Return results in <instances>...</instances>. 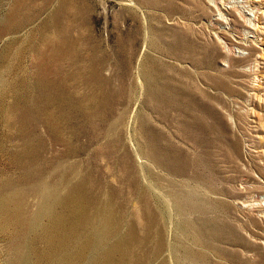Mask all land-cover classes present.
I'll return each mask as SVG.
<instances>
[{"label":"rangeland","instance_id":"rangeland-1","mask_svg":"<svg viewBox=\"0 0 264 264\" xmlns=\"http://www.w3.org/2000/svg\"><path fill=\"white\" fill-rule=\"evenodd\" d=\"M59 12L61 28H69L70 36L77 38V55L72 57L77 60L62 64L63 72H71L67 90L76 98L74 103L85 105L86 97L96 94L81 79L93 74L87 62L94 60L110 80L113 100L116 96L115 116L104 122L96 117L98 132L76 112L71 128L82 130L78 141L68 137L70 128L59 121L58 133L47 132L45 119L54 107L42 110L37 128L30 119L34 77L46 61L38 52L50 53L45 48L57 34L53 20ZM0 33V189L7 182L29 188L20 180L22 170L13 156L28 144L39 148L40 138L44 159L39 162L46 164L43 174L51 177V187L65 173L72 176L69 183H81L79 176L82 183L88 180L82 184L87 190L86 210L100 221L87 230L94 227L103 234L104 218L114 220L109 238L94 251H85L76 264H264V0H0ZM77 72L84 73L81 81ZM147 75L155 77L159 88H167L172 99L168 102L174 106L152 103L145 91ZM23 106L30 109L24 126L16 120L17 108ZM112 119L118 121L109 138L104 131ZM74 148L79 152L69 155ZM156 149L162 160L166 157L164 166L154 162ZM39 202L32 193L22 202L30 222ZM10 207L17 212L14 202ZM4 222L0 211V264L14 260L18 264L21 251L26 257L23 264H67L49 259L46 219L28 234L34 242L28 247L15 245L19 228Z\"/></svg>","mask_w":264,"mask_h":264},{"label":"bare ground","instance_id":"bare-ground-1","mask_svg":"<svg viewBox=\"0 0 264 264\" xmlns=\"http://www.w3.org/2000/svg\"><path fill=\"white\" fill-rule=\"evenodd\" d=\"M20 8V5L18 6ZM17 8V7H16ZM33 10V9H32ZM21 12V11H20ZM31 12V10H30ZM32 15V14H31ZM22 16V15H21ZM25 16V14H24ZM30 16V15H29ZM28 17V16H27ZM32 17V16H31ZM30 17V18H31ZM19 18H22V17H19ZM24 18V17H23ZM28 18V19H30ZM23 20V19H22ZM20 20V21H22ZM27 19L25 18V21ZM32 21V19H30ZM60 12L54 16V20H53V25L55 24V26H52L53 27H56L58 29L57 30V34L51 38V40L48 41V45H47V48L46 47V44L44 47L42 48H45V49H49L48 52H50L48 55H46L43 52H38V55L41 57V59L43 57H45L46 61L45 63L42 64V66H40V72L37 76H35L34 78H36V81L35 80H32V81H35L34 83V89H35V96L34 98L32 99V111H30V113H32V115L30 114V116H32L30 119H31V122L34 123V125L36 126V128L38 127V125L41 123V114L43 113L42 110L43 109H49L50 107H54V112L51 110L49 111L48 113L45 111L44 113H47V118L45 119L46 120V125H47V132L49 133H58L59 130H60V127L58 125V121L59 123L63 124V125H66L70 128V136H68L69 138L71 139H74V140H77L80 135H82V130L77 132V129H73V127L71 128L74 120L76 119V112H81L83 118H84V122L86 124V126L90 127L93 129V130H96L98 132V123H94V121H96V117L98 118H101V120L103 121L104 119H106V117H109L111 114H113V110L115 109L114 107V100H116V96H114V100H113V95L111 94V87L109 90V84H108V81L109 79H106L105 77H103L102 75V71H101V66H100V63L97 62V61H91L90 58L89 60L91 61L90 62H87L89 63V65L87 64V68H88V71H92L93 74L91 73V71L89 73L90 76V79H88L89 77H84L81 79H83V83H86L85 85H89L92 87L94 93H96L95 95H91V97H86L83 98L85 99V101H87L88 103V106H86L87 104L85 105H79L78 103H80L78 101L77 104L74 103V99H76L74 97V99L72 98V95L69 94L68 90H67V82H68V79L71 80V77L69 76V74L71 72H68V73H65L62 71V64L64 61H66V59H70L71 61L75 58H72L74 57L75 55H77V53L75 54V41L76 39L72 38L69 34V28L68 30L67 29H64V28H61V25H60ZM52 21V20H50ZM2 22V21H1ZM17 22V21H16ZM19 22V21H18ZM24 22V21H23ZM29 22V21H27ZM15 23V22H14ZM30 23V22H29ZM23 24V23H22ZM27 24V23H26ZM21 25V23H20ZM50 25V24H49ZM50 25V26H51ZM15 26V25H14ZM18 27V26H17ZM22 27V26H21ZM20 28V27H19ZM46 28H48V25L46 23ZM15 30H16V27H15ZM51 30V29H50ZM12 31V30H11ZM53 31H55V29H53ZM52 31V32H53ZM9 32V31H8ZM13 32V31H12ZM56 32V31H55ZM2 33V32H1ZM0 33V35H1ZM2 37V36H0ZM79 40V39H78ZM77 40V41H78ZM89 43V42H88ZM86 44V45H89V44ZM96 46V45H95ZM94 47H91L92 48H95ZM33 47V46H31ZM86 47V46H85ZM97 47V46H96ZM90 48V46H89ZM88 48V49H89ZM98 48V47H97ZM41 49V48H40ZM85 49V48H84ZM7 50V49H5ZM74 50V51H73ZM90 50V49H89ZM95 50V49H94ZM99 50V49H98ZM42 51V50H40ZM84 51V50H83ZM82 51V52H83ZM97 51V49H96ZM95 51V52H96ZM32 52V50H31ZM47 52V51H46ZM86 52H87V49H86ZM85 52V54H86ZM100 52V50L98 51ZM5 54H7V52H5ZM35 54V52H34ZM37 54V52H36ZM79 54V52H78ZM84 54V52H83ZM82 54V55H83ZM91 54V52L89 51V55ZM92 54H93V50H92ZM8 55V54H7ZM6 55V56H7ZM17 55V53L15 54ZM14 55V56H15ZM81 55V54H80ZM81 55V56H82ZM88 55V56H89ZM96 55V54H95ZM98 55V54H97ZM9 56V55H8ZM13 56V57H14ZM35 56V55H34ZM79 56V55H78ZM39 57V58H40ZM87 57V56H85ZM96 57V56H94ZM101 57V56H100ZM11 58V57H10ZM15 58V57H14ZM13 58V59H14ZM18 58V57H16ZM37 58V57H35ZM72 58V59H71ZM80 58V56H79ZM6 59V58H5ZM20 59V58H19ZM92 59V58H91ZM97 59V57H96ZM104 59V58H103ZM102 59V60H103ZM7 60V59H6ZM6 60H2V61H6ZM10 60V59H9ZM15 60V59H14ZM39 60V59H38ZM83 60V59H82ZM81 60V61H82ZM98 60V59H97ZM12 61V60H11ZM18 61V60H17ZM68 61V60H67ZM85 61V60H84ZM87 61V60H86ZM20 62V61H19ZM80 62V61H79ZM75 63V62H74ZM78 63V61H77ZM76 63V65H78ZM104 63V62H103ZM13 64V63H12ZM19 64V63H18ZM34 64V63H33ZM126 64V63H125ZM9 65V64H8ZM79 65H81L79 63ZM83 65V64H82ZM85 65V64H84ZM105 65V64H103ZM4 66V65H3ZM6 66V65H5ZM35 67V65H33ZM7 67V66H6ZM11 67V66H10ZM9 67V68H10ZM16 67V66H15ZM14 68V67H13ZM37 68V67H36ZM86 67H82V69H85ZM92 68V69H91ZM5 69V67H4ZM12 69V68H11ZM81 69V70H82ZM65 70V69H63ZM75 70V69H74ZM13 71V70H12ZM6 72V71H5ZM149 72V71H148ZM153 73L155 71H152ZM151 72V73H152ZM157 72V71H156ZM75 73V72H74ZM78 73V72H77ZM80 73V72H79ZM78 73V77L80 79V76L84 73L82 72V74L80 75ZM149 74V73H147ZM36 75V73H35ZM77 75V74H76ZM144 75V74H143ZM151 75V74H149ZM158 75V74H157ZM17 76V75H15ZM25 76V75H24ZM29 76V75H28ZM148 76V75H147ZM156 76V74L154 75ZM31 77V76H30ZM149 77V76H148ZM20 78V77H19ZM28 78V77H27ZM144 78V76H143ZM154 78L155 77H149L147 78L146 82H147V85L149 86L145 91H147L148 93V97H152V100H154V102H152L154 105H158V104H165L166 106H168L167 104L169 103L168 102V99H171L167 94V91L166 90L167 88L162 87V88H159V85H156L154 83ZM162 78V77H161ZM14 80V78H13ZM19 80V79H18ZM28 80V79H27ZM160 80V79H159ZM20 81V80H19ZM18 81V82H19ZM21 81H22V77H21ZM20 81V82H21ZM30 81V80H29ZM30 81V82H32ZM110 81V80H109ZM144 81V80H143ZM79 82V81H77ZM158 82V80H157ZM161 82V81H160ZM159 82V83H160ZM163 82V81H162ZM167 82V81H166ZM166 82H163L166 84ZM5 83V82H4ZM28 83V82H27ZM110 83V82H109ZM108 86H105L107 85ZM111 84V83H110ZM158 84V83H157ZM162 84V83H161ZM169 84V83H168ZM14 85V82L13 84ZM11 85V86H12ZM144 85V84H143ZM146 85V84H145ZM164 85V84H162ZM158 86V88H157ZM13 87V86H12ZM105 87V88H104ZM145 87V86H143ZM170 88V86H167ZM69 88V87H68ZM73 88V87H72ZM90 88V87H88ZM104 88V89H103ZM113 88V87H112ZM122 88V87H121ZM146 88V87H145ZM91 89V90H92ZM123 89V88H122ZM121 89V90H122ZM171 89V88H170ZM90 90V89H89ZM101 90L102 92V96L99 94V91ZM175 90V89H174ZM173 90V91H174ZM92 91V92H93ZM120 92V91H118ZM122 92V91H121ZM124 93V91L122 92ZM167 93V94H166ZM170 93V92H169ZM173 93V92H172ZM145 94V92H144ZM176 94V92L174 93ZM170 96L172 94H169ZM90 96V95H89ZM124 96V95H123ZM174 96V95H173ZM168 98V99H167ZM89 99V100H88ZM124 99V97L122 98V100ZM130 99V98H129ZM128 99V100H129ZM176 99V98H174ZM173 99V100H174ZM121 100V101H122ZM127 100V101H128ZM172 100V99H171ZM76 101V100H75ZM125 101V100H124ZM149 101V100H148ZM77 102V101H76ZM123 102V101H122ZM130 102V101H129ZM127 102V103H129ZM150 102V103H151ZM168 102V103H167ZM173 102V101H171ZM175 102H177V100H175ZM174 102V103H175ZM82 103V102H81ZM84 103V101H83ZM86 103V102H85ZM118 103V102H117ZM130 104V103H129ZM152 104V105H153ZM169 104H172V103H169ZM177 104V103H175ZM122 105V104H120ZM173 105V104H172ZM171 105V106H172ZM151 106V105H149ZM174 106V105H173ZM179 106V105H178ZM121 107V106H120ZM128 107V106H127ZM153 107V106H152ZM162 108H165V106H160ZM159 107V108H160ZM169 107V106H168ZM176 107V106H175ZM85 112H84V110ZM151 108V107H150ZM171 108V107H170ZM174 108V107H173ZM172 108V109H173ZM178 108V107H177ZM176 108V109H177ZM14 109V108H13ZM119 108H117L118 110ZM123 109V108H122ZM129 108L126 109V111L128 110ZM153 109V108H152ZM155 109V108H154ZM157 109V107H156ZM167 109V107H166ZM175 109V110H176ZM18 110V114H17V117H16V120H18V122L24 126L26 124H28L27 122L30 121L29 119V115H28V112H29V108H25L24 106L23 107H18L17 108ZM163 110V109H161ZM116 111V110H115ZM114 111V112H115ZM154 111V110H153ZM125 112V111H124ZM159 112V111H158ZM163 112V111H162ZM117 113V112H116ZM122 113V112H121ZM126 113V112H125ZM129 113V111H128ZM156 113V112H155ZM80 114V113H79ZM78 114V116H79ZM163 114V113H162ZM162 114H160L162 116ZM114 115V114H113ZM120 115H123V114H120ZM115 116V115H114ZM127 116V114L125 115ZM112 117V116H111ZM121 117V116H120ZM119 117V118H120ZM44 118V117H43ZM115 118V117H114ZM122 118V117H121ZM111 119V118H110ZM140 119V118H139ZM55 122H54V121ZM79 122H80V119H78ZM125 120V119H124ZM44 121V120H43ZM42 121V122H43ZM100 121V120H99ZM98 121V122H99ZM102 121H101V125L102 126ZM105 121V120H104ZM103 121V122H104ZM111 121V120H109ZM109 121L107 123H109ZM112 123L109 125V127L107 125L106 130L104 132L105 133V136L106 137H109L111 135V131L113 130V127L115 128L114 125H116L115 123L118 121V120H113L112 119ZM122 121V120H121ZM140 121V120H139ZM147 121V120H146ZM30 122V123H31ZM57 122V123H56ZM76 122V121H75ZM78 122V121H77ZM78 122V123H79ZM82 122V121H81ZM80 122V123H81ZM137 122V121H136ZM141 122V121H140ZM45 123V122H44ZM84 124V123H83ZM121 124V123H119ZM141 124V123H140ZM142 124H146V123H142ZM42 125V124H41ZM45 125V124H43ZM45 125V127H46ZM75 125V124H74ZM79 125V124H78ZM103 125V127H104ZM123 125V124H122ZM121 125V126H122ZM30 126V125H28ZM117 126V125H116ZM120 126V125H119ZM42 127V126H41ZM83 127V126H82ZM141 127V126H139ZM149 127V126H147ZM100 128V127H99ZM68 129V128H67ZM105 129V128H103ZM118 129V128H117ZM142 129V128H141ZM144 129V128H143ZM29 130H30V127H29ZM76 130V131H74ZM84 130V129H83ZM25 131V130H24ZM95 131V132H96ZM114 131V130H113ZM145 131V130H144ZM151 131V130H150ZM44 132H46V130H44ZM43 132V134H45ZM101 132V131H100ZM143 132V131H142ZM28 133H31L28 132ZM27 133V134H28ZM66 133V132H65ZM89 133V132H88ZM148 133V132H147ZM86 134V133H85ZM91 134H92V131H91ZM90 134V135H91ZM97 134V133H96ZM103 134V133H102ZM120 134V133H119ZM122 134V133H121ZM120 134V136H121ZM151 134V133H150ZM63 135V134H62ZM89 135V136H90ZM100 135V134H99ZM98 135V136H99ZM118 135V134H117ZM116 135V137H117ZM143 135V134H142ZM145 135V133H144ZM155 135V134H154ZM21 136V135H19ZM84 136V135H83ZM148 136V134H147ZM153 136V135H152ZM28 137V136H27ZM92 137H93V134H92ZM119 137V136H118ZM146 137V136H145ZM144 137V139H145ZM148 137H151V136H148ZM154 137V136H153ZM84 138V137H83ZM97 138V137H96ZM110 138V137H109ZM147 138V137H146ZM155 138V137H154ZM157 138V137H156ZM86 139V138H85ZM93 139V138H92ZM91 139V140H92ZM119 139V138H117ZM120 139H122L120 137ZM39 142L41 143L40 144V147L37 148V149H32V148H29V144H28V147H25L26 149L22 150V151H19L17 152L14 156H13V163L15 164V166L19 167L21 170H22V174L20 175V180L24 181V182H27L28 185H29V188L28 189H23V188H16V185L12 184V183H9L7 182L5 184V187L0 189V211L5 214V226L7 225H10V224H14L15 227H18L19 230H18V233H16L13 237V242L15 243L16 246L18 245H22V246H30L32 245L34 242L31 241L29 238H28V234H30L31 232H33L34 229H32L33 227L36 226L37 222L40 220V219H46V221H48V226L45 227V230H44V234H45V240L46 242L48 243V247H49V250H50V253H49V259L50 260H53V261H67L66 263L69 264V262L73 263V264H76L77 262L81 261L83 258H84V252L85 251H94V248L95 247H99L97 246V244H101L103 241H105L106 239L109 238L110 234H109V227L113 225V221L110 222L108 221L109 219L108 218H104V220H107L106 222V226L105 227V230L103 231V234L102 232L100 233L99 229H96L93 227V229L91 231H88L87 229H89L88 227L90 226L92 228V223L94 224V226H97L95 225V222L96 221H100V218L99 217H96L94 215H91L89 213H87V210H86V193H87V190H85L84 186L82 185V181H83V177L82 176H79L77 177V179H80L82 178L81 180V183H69L68 182V179L70 177H72L70 174H66L63 175L56 183H54L55 185L53 187L50 186V181L49 179L51 178L50 176H45L43 174V171L44 169L46 168V164L44 165V161L43 162H39L40 160H42V151H43V145L41 142V139L38 138ZM54 140L56 141H59V139L56 137ZM115 140V139H114ZM114 140H112V142H114ZM147 140V139H146ZM154 140V139H153ZM151 139V141H153ZM78 141V140H77ZM150 141V139H149ZM158 142V138L157 140H155ZM68 144V146H70V140L68 138H66V140L64 141ZM109 142H110V139H109ZM111 142V143H112ZM116 142V141H115ZM120 142V140L118 141ZM117 142V143H118ZM74 143V142H72ZM79 143V142H78ZM87 144V142H85ZM89 143V142H88ZM92 143V142H91ZM108 143V142H106ZM148 143V141H147ZM147 143H146V147H147ZM155 143V142H154ZM80 144V143H79ZM90 144V143H89ZM88 144V146H89ZM119 144V143H118ZM150 144V143H149ZM156 144V143H155ZM161 143H159L160 145ZM108 144H106L107 146ZM110 145V144H109ZM152 145V143H151ZM158 146V144H156ZM105 146V147H106ZM113 146L114 143H113ZM144 146V145H143ZM149 146V145H148ZM155 146V145H154ZM116 147V146H115ZM145 147V149H146ZM156 147V146H155ZM154 147V148H155ZM112 148V147H111ZM110 148V149H111ZM150 148V147H149ZM153 148V149H154ZM160 148V147H159ZM164 148V147H163ZM152 149V147H151ZM158 149V147H157ZM156 149V151L153 152V158H154V162L158 163V165H163L165 164V160H166V157H162L164 158L165 160H162L161 159V156L160 154L158 153V150ZM165 149V148H164ZM147 150H150V149H147ZM161 150V149H160ZM159 150V151H160ZM163 150V149H162ZM117 151V150H114V152ZM166 151V150H165ZM68 154H73V155H76L78 152H79V149L78 148H74V149H71L70 151H67ZM149 152V151H148ZM168 152V151H167ZM171 152V151H170ZM175 152V151H174ZM161 153V152H160ZM163 153V152H162ZM166 153V152H165ZM169 153V152H168ZM168 153H166L168 155ZM173 153V152H172ZM172 153H170L172 155ZM148 155V154H147ZM150 155V154H149ZM162 155V154H161ZM170 155V156H171ZM117 156V155H116ZM169 156V155H168ZM167 156V157H168ZM176 156V155H175ZM72 157V156H71ZM149 157V156H148ZM152 157V156H150ZM131 158V157H130ZM170 158V157H169ZM173 158V157H172ZM171 158V159H172ZM176 158V157H175ZM177 158H178V155H177ZM40 159V160H39ZM44 159V158H43ZM118 159V158H117ZM129 159V158H128ZM168 159V158H167ZM126 160V159H125ZM173 160V159H172ZM171 161H168V162H172ZM119 161V160H118ZM117 161V162H118ZM132 161V160H131ZM153 161V160H152ZM175 161V160H174ZM173 161V162H174ZM177 161V159H176ZM48 163V161H46ZM116 162V163H117ZM130 162V161H129ZM167 162V163H168ZM172 162V163H173ZM178 162V161H177ZM176 162V163H177ZM171 163V165H172ZM181 163V162H179ZM124 164V163H122ZM121 164V166H122ZM132 164V163H131ZM174 164V163H173ZM169 166H171L170 164H168ZM180 166V164H178ZM61 166V165H60ZM134 166V165H133ZM132 165L129 167H133ZM164 166V165H163ZM166 166V165H165ZM123 167V166H122ZM175 167V166H174ZM172 167V169L174 168ZM178 167V166H177ZM121 168V167H120ZM125 168L126 165H125ZM124 168V169H125ZM122 169V168H121ZM170 169V168H168ZM126 170V169H125ZM176 170V168H175ZM128 172V171H127ZM132 174V173H131ZM88 176V175H87ZM132 176V175H130ZM133 176H134V173H133ZM129 177V176H128ZM87 178V177H85ZM84 178V179H85ZM135 178V176H134ZM76 179V178H75ZM132 180V178H131ZM78 181V180H75V182ZM134 181V180H133ZM90 182V181H89ZM88 182V184H89ZM92 182V181H91ZM87 185V184H86ZM6 189V190H4ZM28 193H32L34 195H36L38 198H40V202H39V205L37 207V210L35 211L34 213V216L32 218H30L31 222L29 221V219L26 217L25 213H23L22 211V202L23 200L25 199L26 195ZM188 195V194H187ZM181 196H184V195H181ZM186 196V195H185ZM90 197V196H88ZM193 197V196H192ZM179 199V198H178ZM183 199V201H185V197L184 198H181ZM188 199V198H187ZM191 199H194V198H191ZM88 201H92L91 198L90 200ZM181 201V200H180ZM197 201V200H196ZM12 202H14L17 206V212L16 213H12L11 212V204ZM178 202V201H177ZM190 202V201H188ZM92 203V202H91ZM183 203V202H181ZM187 203V202H186ZM193 203V202H191ZM179 204L180 202L178 203V208H179ZM184 204V203H183ZM182 204V205H183ZM189 204V203H187ZM199 204V203H197ZM201 206V204H199ZM203 205V203H202ZM197 206V207H196ZM196 206H192L193 208L192 209H196L198 211V213L201 212V207H199L198 205ZM204 206V205H203ZM202 206V208H204ZM185 207V205H184ZM188 207V206H187ZM177 208V209H178ZM181 208V206H180ZM186 208V207H185ZM190 208V206H189ZM207 208V207H206ZM89 209V208H88ZM102 210V208H101ZM186 211L189 210V209H185ZM195 210V211H196ZM90 211V210H89ZM88 211V212H89ZM98 211V210H97ZM96 211V212H97ZM181 211V209L179 210ZM183 211V210H182ZM181 211V212H182ZM185 212V211H184ZM190 212H192L190 210ZM96 214V213H95ZM184 214V213H183ZM201 215V214H200ZM100 216V215H99ZM203 216V215H201ZM95 221V222H94ZM104 222V221H103ZM203 223V222H202ZM208 223V222H207ZM104 224V223H103ZM196 224V223H194ZM211 224V223H209ZM99 225V224H98ZM119 225V223H118ZM187 225V224H186ZM102 226V225H101ZM194 226V225H193ZM204 226V225H203ZM206 226V225H205ZM214 226V225H213ZM115 227V226H114ZM117 227V226H116ZM198 227V226H197ZM209 227V226H207ZM206 227V229H207ZM101 228V227H100ZM212 228V227H211ZM216 228V227H215ZM203 229V228H201ZM193 230V229H191ZM195 230H198L199 231V228H195ZM204 230H205V227H204ZM203 231V230H202ZM201 231V232H202ZM209 231V230H208ZM210 231H213V230H210ZM209 231V232H210ZM197 233V232H196ZM211 234V233H210ZM214 234V232L212 233ZM198 236V235H197ZM212 236V235H211ZM200 237V236H199ZM203 237V236H202ZM214 237V235L212 236ZM216 237V236H215ZM217 238V237H216ZM198 239V238H197ZM120 242V241H119ZM118 242V244H119ZM104 243V242H103ZM117 244V243H115ZM105 245V244H104ZM124 245V244H123ZM119 246V245H118ZM19 247V246H18ZM110 247V246H108ZM107 247V248H108ZM124 247V246H123ZM72 248H74V250H72ZM118 248V247H117ZM116 249V248H115ZM16 249H14L13 251H15ZM109 250V249H108ZM114 250L111 249L110 252H112ZM125 250V249H124ZM18 251V248L17 250ZM20 251V250H19ZM115 251V250H114ZM124 252V251H123ZM16 253V252H15ZM108 254V253H107ZM19 255V254H18ZM17 256V255H15ZM14 256V257H15ZM104 257V256H103ZM16 258V257H15ZM106 258H107V255H106ZM97 259V258H96ZM109 259V258H108ZM26 260V257H25V254L21 251L20 253V259H19V262H17L18 264H23V262ZM98 260V259H97ZM106 260V259H105ZM108 261V260H107ZM14 264L15 263V260H14Z\"/></svg>","mask_w":264,"mask_h":264}]
</instances>
